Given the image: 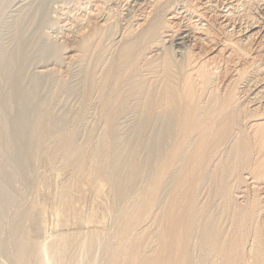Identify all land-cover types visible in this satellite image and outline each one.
<instances>
[{
  "label": "bare ground",
  "instance_id": "6f19581e",
  "mask_svg": "<svg viewBox=\"0 0 264 264\" xmlns=\"http://www.w3.org/2000/svg\"><path fill=\"white\" fill-rule=\"evenodd\" d=\"M67 4L66 67H85L102 130L50 135L54 111L34 116L51 195L9 221V263L264 264V0ZM134 112L130 146L117 134ZM45 204L54 233L37 222Z\"/></svg>",
  "mask_w": 264,
  "mask_h": 264
},
{
  "label": "rangeland",
  "instance_id": "374dc122",
  "mask_svg": "<svg viewBox=\"0 0 264 264\" xmlns=\"http://www.w3.org/2000/svg\"><path fill=\"white\" fill-rule=\"evenodd\" d=\"M68 1L0 0V264H10L8 249H6L11 235L8 223L14 217L18 208L21 209L28 205L30 196H36V193H38L37 196H41L44 199V202H47L51 195L49 181L46 180L51 179L52 172L49 171L40 157H37V155L33 156V148L36 144L32 129L34 116L41 109L48 107L50 112H52L51 110L54 111L52 112V116H54L53 129L50 135L59 131L62 122L69 121V125L75 127L73 129L76 138H79L78 140L84 139L86 132H88L87 130L94 128L96 123L97 127L101 125L97 109L95 110L94 108L96 105L91 103L89 106L87 102H84L87 100L86 96L84 98V95H86L84 90L86 89L85 67L78 62H72L69 67H66V65H69L68 57L73 51L71 46L75 42L74 40H68L66 37L69 26L68 19L70 20L69 15H66L65 9ZM118 31L119 35H115L116 39H119L121 34V30ZM63 44L70 45L67 48L68 50L63 51L64 54L62 51H58L59 46ZM60 59L63 63L59 61ZM68 68V75H64L67 73ZM56 73H59L62 77L64 75L65 78L63 77V79L66 81L61 79V77L59 78L60 75ZM82 73H84V76ZM66 76L68 79H66ZM82 82L85 84L84 88H81L84 85ZM82 96L85 99L84 101ZM81 99L82 101H80ZM83 102L85 105H82ZM86 104H88L87 107ZM81 110L83 111L81 112ZM93 113H96L95 116ZM134 114L122 120L117 134L118 138L121 136L120 139L124 141V144L129 142L130 146L132 145L131 142L135 141L139 134H136V132H139L138 125H140V121L138 117L141 115L138 116L140 114L138 112H134ZM73 115H75L74 118ZM93 116H98L99 121L96 119L97 117L94 118ZM78 118L79 120H77ZM93 119L95 126L92 127L90 125H94L91 123ZM82 120L83 122H81ZM72 123H75V125ZM134 124H137L138 128ZM79 127L86 129L81 131L82 129ZM101 127L102 125L98 129L102 130ZM130 137L133 138L130 139ZM130 146L123 149L124 146L121 145V147L117 148V152L120 153V150L127 151ZM33 157L37 159L34 160L36 162H33ZM41 160L44 165H41ZM40 168H43L44 170H42L45 173ZM34 169L39 171L37 172L38 175H36L37 173L34 174L36 172ZM41 174H43V177ZM39 183L41 187H39ZM33 189H35L34 192ZM37 189L38 192L36 191ZM46 206L47 204L37 209V213L39 212L40 214L38 213L39 216L36 215L35 218L41 215L39 219L38 217L36 219H38L37 222L42 231L45 228V233L46 231L49 233L50 230V233H54V231L58 230L55 225H52V223H55L54 215H49L52 212L49 206ZM48 210L50 213H48ZM49 222L51 225H49ZM53 226L56 230H54Z\"/></svg>",
  "mask_w": 264,
  "mask_h": 264
}]
</instances>
